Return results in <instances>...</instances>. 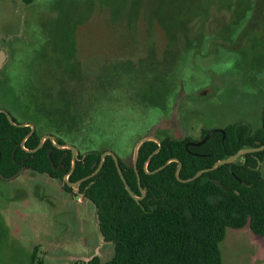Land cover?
Wrapping results in <instances>:
<instances>
[{"label": "rangeland", "instance_id": "1", "mask_svg": "<svg viewBox=\"0 0 264 264\" xmlns=\"http://www.w3.org/2000/svg\"><path fill=\"white\" fill-rule=\"evenodd\" d=\"M256 1L0 0V50L9 54L0 110L125 161L146 137L198 143L231 124L257 130L264 8L252 22ZM260 170L264 177V162ZM36 246L44 264L113 255L94 205L24 170L0 178V264H31ZM220 249L223 264H264V238L249 227L227 229Z\"/></svg>", "mask_w": 264, "mask_h": 264}, {"label": "trees", "instance_id": "2", "mask_svg": "<svg viewBox=\"0 0 264 264\" xmlns=\"http://www.w3.org/2000/svg\"><path fill=\"white\" fill-rule=\"evenodd\" d=\"M34 1L22 0L25 5ZM253 6L251 20L255 22L263 11L264 0H257ZM74 126L71 124L70 128L74 130ZM211 131H203L199 142ZM30 132V127L13 126L6 114L0 113V174L8 178L24 168L61 182L63 189L72 193L74 189L65 181L73 167L72 151L54 147V142L68 144V139L37 128L23 147ZM46 135L53 136L54 142L46 140L36 153L26 151L36 149ZM157 139L162 148L147 166L148 158L159 148L158 143L146 142L138 151L137 172L145 191L141 201L130 196L111 156H106L96 176L80 185L79 194L97 210L104 243L113 245L110 259L93 256L85 264H223L220 244L227 229L249 227L254 235L264 238V177L260 170L264 151L243 155L190 183L177 180L178 162L149 174L169 160L177 159L182 164L180 177L187 180L242 149L263 146L264 109L261 128L253 130L242 122L231 124L222 132L214 130L209 140L199 147L188 146L189 137L166 135ZM84 145L72 144L78 152L76 167L69 175L72 183L96 172L105 152L103 149L85 152L81 150ZM50 151L54 166L48 156ZM119 161L131 191L141 197L133 160L119 158ZM59 166L61 170L56 171ZM213 180H219L224 188ZM37 250L36 246L31 264H44L37 258Z\"/></svg>", "mask_w": 264, "mask_h": 264}, {"label": "water", "instance_id": "3", "mask_svg": "<svg viewBox=\"0 0 264 264\" xmlns=\"http://www.w3.org/2000/svg\"><path fill=\"white\" fill-rule=\"evenodd\" d=\"M8 60H9V54L5 50H0V72L2 70H4V68L6 67V65L8 63ZM0 113L6 114V116H7L8 120H9L10 124H12L13 126L20 127V128H24V127H30L31 128V132L27 135V137L25 138V140H24V142L22 144V146L24 147L25 141L34 134V132H35V126L33 124H30V123L18 124L16 122H14L13 119H12V116L8 112H6L4 110H0ZM218 131L222 132V130H218ZM212 133H213V131H211L205 137V139L203 141L198 142V143H188V146L199 147V146L203 145L204 143H206L209 140V138L211 137ZM184 137H185V135H184ZM46 140H51V141L54 142L53 136L46 135V136H44L42 138V140L40 141V144L38 145V147L36 149H34V150H26V151L28 153H36V152H38L42 148V146H43V144H44V142ZM149 141H154V142L158 143L159 148L155 152H153V154H151V156L148 158V161L146 163V166L151 161V159L153 158V156L155 154H157L161 150V148H162L161 142L157 138H155V137H146V138L141 139L136 144V146L134 148V153H133V163H134V168H135L136 172H137L138 151H139L140 147L144 143L149 142ZM54 147L55 148H58V149H69V150L72 151L73 167H72L71 172L65 177V181L68 184V186L71 187V188H73L74 190H78V192H79L80 185L83 182H85V181L93 178L94 176H96L100 172L101 168L103 167V164H104V161H105L106 156H111L114 159V161H115V164H116L118 173H119V175H120V177H121V179H122V181H123V183L125 185L126 190L130 194V196L132 198H134L136 201H141L145 197V191H144V189H143V187L141 185V180H140V176H139L138 172H137V175H138V185H139L140 192L142 194L141 197L135 196L134 193L131 191V189H130V187H129L126 179H125V176L123 174V171H122V169L120 167L119 158H118V156L114 152H112V151H106V152H104L102 154V156H101V162H100L99 168L96 170V172H94L92 175L87 176L86 178H84V179H82V180H80V181H78L76 183H72V182L69 181V175L74 171V169L76 167L77 153H78L77 152V149L74 146L69 145V144H57L55 142H54ZM261 151H264V145L263 146H260V147H257V148H246V149H242L239 152H237L234 156H232V157H230V158H228L226 160H220V161L216 162L211 168L201 170L195 176H193L192 178H189L187 180H184V179H182L180 177V171H181V168H182V164L177 159L169 160L164 166H162L161 168H159L158 170H156L154 172H151V173L149 172V174H155V173L163 170L171 162H178V167H177V171H176V178H177V180L179 182H181V183H190V182H193V181L197 180L198 178H200L203 174L209 173V172H212V171L216 170L219 166L231 164V163L237 161L243 155L258 153V152H261ZM48 156H49V159L51 160V151L48 153ZM51 163L54 166V163L52 162V160H51ZM55 170L56 171H60L61 170V166H59L58 168H55ZM23 171H24V168L20 169L19 172L17 174H15L14 176L8 177V178L7 177H4L3 175L0 174V178L3 179V180H14L17 177H19L23 173ZM213 181L221 189L224 188L223 185H222V183L219 180H213Z\"/></svg>", "mask_w": 264, "mask_h": 264}, {"label": "flooded vegetation", "instance_id": "4", "mask_svg": "<svg viewBox=\"0 0 264 264\" xmlns=\"http://www.w3.org/2000/svg\"><path fill=\"white\" fill-rule=\"evenodd\" d=\"M185 138V137H184ZM25 170V169H24Z\"/></svg>", "mask_w": 264, "mask_h": 264}]
</instances>
